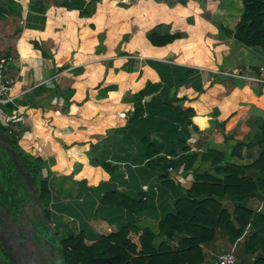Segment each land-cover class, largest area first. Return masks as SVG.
<instances>
[{"label": "crops", "instance_id": "1", "mask_svg": "<svg viewBox=\"0 0 264 264\" xmlns=\"http://www.w3.org/2000/svg\"><path fill=\"white\" fill-rule=\"evenodd\" d=\"M241 9V0H0V53L12 56L4 73L14 95L0 105V123L45 158L50 195L29 193L58 239L83 230L91 241L133 218L154 226L176 213V196L145 164L142 137L153 139L154 155L172 159L166 168L183 190L204 171L221 176L215 166L235 151L244 162L257 156L264 49L224 29ZM153 29L177 35L156 44ZM168 95L192 119L164 104ZM243 173L263 175L253 165ZM114 188L133 198L145 191V205L102 202ZM217 198L231 217L235 204L261 209L258 194ZM29 214L23 219L41 228ZM245 230L232 237L218 224L203 243L209 259L237 245L249 263L256 253L244 248Z\"/></svg>", "mask_w": 264, "mask_h": 264}, {"label": "trees", "instance_id": "2", "mask_svg": "<svg viewBox=\"0 0 264 264\" xmlns=\"http://www.w3.org/2000/svg\"><path fill=\"white\" fill-rule=\"evenodd\" d=\"M241 1L242 9L233 28L224 29L232 32L238 40L259 45L264 49V0ZM147 35L151 42L160 44L172 39L177 32L159 34L153 29ZM177 98L176 95L162 96V102L172 107L176 115L192 119L191 109L183 111L179 105L171 102ZM10 103L7 101L0 105ZM254 139L259 148L252 161H242V157L235 151L231 161L215 166V170L221 171V176L204 171L196 176L201 180L192 181L183 190L178 182L172 180L166 168L172 159L164 155H154L156 152L153 139L142 137L147 156L145 164L151 171L158 173L161 183L176 196V213L167 212L162 218L155 220L154 226L142 223L139 218H133L118 230L102 233L91 241L85 240L83 230L77 233L70 230L59 238L61 254L69 264H208L209 254L203 243L213 237L218 224H223L232 237L242 235L246 228L244 248L248 252L256 253L247 264H264V116ZM11 140L16 142L12 137ZM242 144L243 141L239 140L235 147ZM232 150L234 151V147ZM36 157L45 160L40 154ZM189 158L192 159V156ZM99 163L108 171L115 167L114 164L107 165L105 160ZM252 165L259 167L263 175L243 173L245 167ZM36 171V167L33 168V186L35 189L39 187V196H49L47 177H40ZM223 192L258 194L261 197V209L254 211L243 204H235V214L231 217L217 198ZM139 193L138 198H133L114 188L104 191L100 200L108 204H122L130 209L135 206L143 207L146 203V192ZM44 212L48 214L49 210L44 209Z\"/></svg>", "mask_w": 264, "mask_h": 264}, {"label": "flooded vegetation", "instance_id": "3", "mask_svg": "<svg viewBox=\"0 0 264 264\" xmlns=\"http://www.w3.org/2000/svg\"><path fill=\"white\" fill-rule=\"evenodd\" d=\"M40 162L36 154L24 150L23 147L21 148L16 142H13L4 124L0 123V194L5 195V198H7V213L3 212L7 232L12 228H17V222L14 220V216H17L20 220L21 227L27 233H30L28 224L31 225V223L29 220L26 221L23 219L28 217V211L30 213L29 216L38 218L41 225V228H37L38 230L43 229V225L46 226L48 224L50 226L43 211L39 210L36 212L35 202L32 204L33 199L29 193L30 189H33L36 193L38 191L39 187L35 189L33 186L32 175L34 173L33 168L36 167L37 175L41 177ZM12 206L15 207L13 210L11 209ZM53 234L55 235L54 231ZM7 238L11 239L10 235L7 234ZM51 244L54 248V243L51 242ZM37 246L35 240L30 238L23 245H19L18 241L13 242L11 248L18 258H26L28 256L26 251L29 250L45 263L46 261L43 259L41 252L45 248L42 247L39 251ZM55 259V256L52 257L53 264L55 263Z\"/></svg>", "mask_w": 264, "mask_h": 264}, {"label": "water", "instance_id": "4", "mask_svg": "<svg viewBox=\"0 0 264 264\" xmlns=\"http://www.w3.org/2000/svg\"><path fill=\"white\" fill-rule=\"evenodd\" d=\"M14 208V206L11 207L12 210ZM3 212L7 213V198H5V195L0 194V264H53L52 257L54 256L56 257L54 264H69L61 254L59 239L53 234L51 226H48V224L46 226L43 225V229L38 230L35 225L28 224L30 233H27L26 230L21 227L19 218L14 216V220L17 222V228H12L7 232V228H5L4 224ZM7 234L10 235L11 239L7 238ZM30 238L35 240L39 251L42 247L45 248L44 251L41 250L43 259L46 261L45 263L29 250L26 251L28 255L26 258H18L15 256L11 248L13 242L18 241L19 245H23L25 241ZM51 242L54 243V248Z\"/></svg>", "mask_w": 264, "mask_h": 264}, {"label": "built area", "instance_id": "5", "mask_svg": "<svg viewBox=\"0 0 264 264\" xmlns=\"http://www.w3.org/2000/svg\"><path fill=\"white\" fill-rule=\"evenodd\" d=\"M12 58L10 54L0 53V103L4 104L13 99V94L10 93L12 87V78L5 76L4 69L7 62ZM6 124V122H5ZM7 132L11 133V126L7 121ZM236 255L233 247L225 249L216 254L215 257L209 260L208 264H234Z\"/></svg>", "mask_w": 264, "mask_h": 264}, {"label": "rangeland", "instance_id": "6", "mask_svg": "<svg viewBox=\"0 0 264 264\" xmlns=\"http://www.w3.org/2000/svg\"><path fill=\"white\" fill-rule=\"evenodd\" d=\"M29 155V153H27ZM29 157V156H28ZM30 158V157H29ZM235 255H237V260L235 261L234 264H244V262L247 261V255L244 254L242 250H240L239 246L235 245L233 247Z\"/></svg>", "mask_w": 264, "mask_h": 264}]
</instances>
